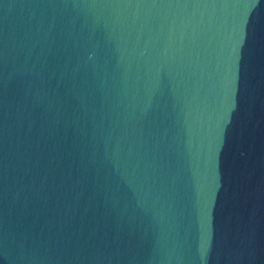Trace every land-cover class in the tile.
Here are the masks:
<instances>
[{
	"label": "water",
	"instance_id": "water-1",
	"mask_svg": "<svg viewBox=\"0 0 264 264\" xmlns=\"http://www.w3.org/2000/svg\"><path fill=\"white\" fill-rule=\"evenodd\" d=\"M0 264H264V0H0Z\"/></svg>",
	"mask_w": 264,
	"mask_h": 264
}]
</instances>
